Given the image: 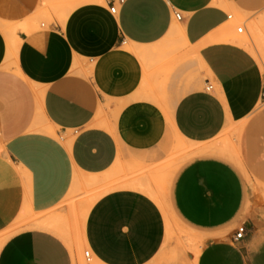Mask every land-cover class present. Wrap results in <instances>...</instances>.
<instances>
[{
	"label": "crops",
	"instance_id": "0c3cea01",
	"mask_svg": "<svg viewBox=\"0 0 264 264\" xmlns=\"http://www.w3.org/2000/svg\"><path fill=\"white\" fill-rule=\"evenodd\" d=\"M253 28L264 0H0V264H76L35 223L84 188L101 192L83 226L95 264H165L166 216L138 186L171 175L178 142L256 114L264 70L241 42ZM171 206L208 234L181 264H264V202L229 161L186 162Z\"/></svg>",
	"mask_w": 264,
	"mask_h": 264
},
{
	"label": "rangeland",
	"instance_id": "374dc122",
	"mask_svg": "<svg viewBox=\"0 0 264 264\" xmlns=\"http://www.w3.org/2000/svg\"><path fill=\"white\" fill-rule=\"evenodd\" d=\"M245 20L241 19L236 27L244 25ZM250 37L246 33L243 35L248 49L257 56L260 65L264 70V30L251 29ZM177 144H183L178 142ZM211 149L220 151L226 150L231 157L226 158L238 170L246 186L260 194L264 202V105H261L254 116L242 122L227 120L226 126L217 139L209 144H187L185 151H178L176 148L172 153L171 175H165L162 180L154 186V192L158 196V204H162L169 214V231L167 230L166 247L171 248L168 255H160L157 261L165 264H181L190 257H196L205 245L208 234L193 229L182 223L175 216L171 206V178L178 169L186 162L205 153L212 154ZM215 155V154H212ZM99 189V188H98ZM98 189H82L79 194H74L51 213L49 217L52 221L58 222L65 234H60L66 241L70 249L74 248L78 252L79 258L76 264H95L93 259L87 262L84 252L87 248L82 243L83 226L85 222L84 212L96 196L101 195ZM161 206V205H160ZM27 227L25 222H18ZM15 231V230H13ZM4 238L0 239V246ZM185 261V262H186Z\"/></svg>",
	"mask_w": 264,
	"mask_h": 264
},
{
	"label": "bare ground",
	"instance_id": "6f19581e",
	"mask_svg": "<svg viewBox=\"0 0 264 264\" xmlns=\"http://www.w3.org/2000/svg\"><path fill=\"white\" fill-rule=\"evenodd\" d=\"M256 30H258V29L256 28ZM236 39H238V38H236ZM241 42L244 43V44H246L245 43L246 41L243 40L242 38H241ZM190 144H192V143H190ZM186 145H187L186 143H183L181 145L180 144H177L176 149L178 151H185ZM211 152H212V154L224 156L226 158H230L231 157L229 154H227L226 150L220 151V150H217V149H211ZM86 184L87 185H90L91 184V181L87 182ZM86 187H91V186H86ZM138 187L141 188L142 190H144L146 193H148L158 203V200H157L158 199V196H157V194L151 188H149V187H143V186H138ZM98 197L99 196H96L95 199L90 202V204L88 206V210L86 209V211L84 212L85 219H86L87 213H88L91 205L96 201V199ZM159 205H161L160 207L162 208V210H163V212H164V214L166 216L167 230L169 231V222H170V220H169L168 211H167V209L162 204H159ZM35 226L36 227H49V228L55 229L58 233H60L62 235L65 234L64 229L61 228L60 224H58V222L52 221L51 218H49V217L43 218L42 220L36 222L35 223ZM216 236H224V233L216 234ZM166 241H167V237H166ZM82 243L83 244L85 243L84 236L82 238ZM165 245H166V243H165ZM74 252H75V255H76L77 259H78L79 258L78 252H77V250L75 248H74ZM94 260H95V263H96L97 260L96 259H94Z\"/></svg>",
	"mask_w": 264,
	"mask_h": 264
},
{
	"label": "built area",
	"instance_id": "2783aa9c",
	"mask_svg": "<svg viewBox=\"0 0 264 264\" xmlns=\"http://www.w3.org/2000/svg\"><path fill=\"white\" fill-rule=\"evenodd\" d=\"M122 2V1H121ZM110 11L113 13V14H116L117 13V7L116 6H114V5H112L111 7H110ZM175 17H176V19L177 20H181V14L180 13H178V12H175ZM244 30H245V27H244V25H242V26H239L238 28H237V32L238 33H243L244 32ZM213 87L211 86V85H209L208 87H207V89L208 90H211ZM261 98H262V105H264V91L262 92V96H261ZM245 234H246V227H245V224H243V225H241L238 229H237V231H236V233H235V240H240V239H242L244 236H245ZM84 258H85V260L87 261V262H91L92 260H93V256H92V253L89 251V250H85V252H84Z\"/></svg>",
	"mask_w": 264,
	"mask_h": 264
}]
</instances>
